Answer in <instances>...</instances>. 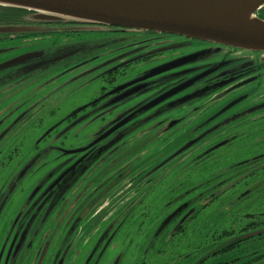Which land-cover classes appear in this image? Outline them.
<instances>
[{
  "label": "flooded vegetation",
  "instance_id": "af4514ba",
  "mask_svg": "<svg viewBox=\"0 0 264 264\" xmlns=\"http://www.w3.org/2000/svg\"><path fill=\"white\" fill-rule=\"evenodd\" d=\"M256 16L264 20V6ZM14 24L6 26H48L32 15ZM102 32L122 44L113 56L102 58L88 46L56 53L63 45L54 42L53 49L0 70V264H124L123 245L146 222L141 219L145 215L138 214L137 182L158 187L175 171L185 170L172 167L169 175L158 177L167 160L157 169L139 171L135 154L129 153L138 141L152 136L166 140L198 122L204 140L213 143L189 159L190 174L223 142L227 144L221 148L229 147L245 134L264 140V53L168 34ZM43 36L1 35L0 44H29ZM12 49L0 50V66L26 55L4 57ZM90 66L100 70L91 84L102 81L106 86L62 113L61 105L87 87L80 82ZM163 66L167 71L153 76ZM56 67V73L46 75ZM147 76L153 77L119 90ZM98 122V132L79 135L81 127ZM260 170L264 156L205 182L189 177L194 185L186 190L181 178L173 179L168 212L151 219L143 231V252L174 240L187 225L196 226L202 212L216 202L220 210L235 209L239 200L264 188V179L246 182ZM240 184L249 192L232 197L231 190ZM255 216L243 215L251 221L236 227L235 214L232 226L212 237L214 243L219 241L216 249L190 264H264V234L249 237L264 230V213Z\"/></svg>",
  "mask_w": 264,
  "mask_h": 264
},
{
  "label": "rangeland",
  "instance_id": "374dc122",
  "mask_svg": "<svg viewBox=\"0 0 264 264\" xmlns=\"http://www.w3.org/2000/svg\"><path fill=\"white\" fill-rule=\"evenodd\" d=\"M62 27L64 28L63 31H65V33H52L51 35L37 37L36 40L31 41L29 44L13 43L16 45H12L5 42V44H0V50H4L7 47H14L16 49H12V51L10 50L9 52L5 53L4 57H6L10 55L22 53L28 54L30 52L53 49L54 42H57L56 45L60 46L64 44L70 45L77 42L81 43L96 41V39H103L101 40L103 42L99 44L100 47L98 48V51L102 58H107L116 54L117 50L122 47L120 42L114 43L113 39L106 40L109 37L105 38L106 34L100 31V29L71 24H64ZM114 36L116 37V35H113L111 38ZM73 37H76L74 38L76 40L72 39ZM79 38L84 39L81 40ZM96 68L97 67L93 66L89 67L87 71H90V73L86 76L83 83L80 82L82 86L84 84V86L87 87L80 92L79 89L76 90L79 93L75 92V95L71 100H68V102L61 105L60 111L62 113H64L66 110L69 111L71 108L76 107L79 103L85 102V100L96 96L101 91V89L106 86V84L102 81H97L91 84L92 81L97 79V75L100 72V70L98 71ZM94 69L95 71H93ZM142 69L143 68H139L137 71H130L127 75V78H132ZM56 71H58V67L49 70L46 75H52L53 73H56ZM87 83L91 85H86ZM12 100L16 99L14 98ZM58 101H61V98H59ZM99 125H101L100 122L81 127L80 129H83V131L79 135H82L84 132L89 136H92L94 133L98 132ZM252 131H255V129L251 130V132ZM202 133L203 129L201 127L198 128V122L189 126L186 125L185 128H180V131L177 135H169L166 140H162L161 137L153 138L152 136V139L148 137L149 139L147 138L138 141L136 146L130 150L129 153L135 154L136 165L134 166H137L139 171H148L149 169L153 168L157 169L158 166H161L167 162V160L174 156L179 150L184 148L192 141L198 139ZM259 138L260 137L258 134H254L252 136L245 134L241 138L235 140L229 147L220 148L215 152L210 160L206 161L204 164H201L195 172L189 174L190 171L187 170L190 161L189 159L196 155L199 150L209 146L211 142L213 143V141L208 140V138L197 143L186 152L169 161L163 169L161 168L159 171L157 170L158 177H162V174L164 173V176H166L169 171L171 172L173 168L175 169L178 166H181L180 168L184 167V173H181V169L179 170L180 172L175 171L167 178V180H165L162 185H159L158 187L156 186V183L146 185L145 183L137 182V189L135 190V193L138 198L137 207L138 209L140 208L138 210V214L140 215L143 213L145 216L141 219L146 220V222L143 225V229H141L142 231L139 234L137 233L134 235L131 242L125 243L123 245L122 253L124 254V264H135L136 262H143L144 264L193 263L206 252L214 251L216 249L215 244H217L219 241L214 243L212 241V237L215 236L217 230H223L231 227L232 223L234 222L233 216L235 214L239 215L237 218L239 223L236 224V227L239 225H246L251 221V218H243V215H256L254 217L256 219L258 218L259 214H263L264 188L258 192L249 194L246 199L244 198L243 200H239L236 208L230 211L224 207L220 210L221 206L218 202L214 203L212 206L210 205V207L202 212L198 219L199 222L196 226L192 227V225H187L185 232L177 236L174 240H166V244L164 242L163 246H155L150 251L146 250L147 253L143 252V247L145 245V242L142 241L143 231L145 228H147V223L149 224L151 219H160L168 212L169 207L167 204L169 203L170 198L167 197V195L171 191L170 183L173 179L181 178L180 180H182L184 183V189H188V184L194 185L192 182V184L189 183V177H191L192 180L196 179L205 182L206 180H210L216 175L220 174L221 171L227 170L234 165L240 164L246 160H250L258 156H264V140ZM260 179H264V170H260L256 176L247 178L246 182L251 184ZM245 190V186L240 184L236 186L235 190H231L230 195L232 192H234L232 197H237ZM247 192H244L243 194H247ZM148 237H151L150 233L148 234ZM144 254L146 255L144 256Z\"/></svg>",
  "mask_w": 264,
  "mask_h": 264
},
{
  "label": "water",
  "instance_id": "95a60500",
  "mask_svg": "<svg viewBox=\"0 0 264 264\" xmlns=\"http://www.w3.org/2000/svg\"><path fill=\"white\" fill-rule=\"evenodd\" d=\"M263 6L264 0H0V7L27 10L33 13L32 19L34 21L48 25L47 27H0V36L26 33L29 35L65 33L62 25L71 24L92 27L100 29V31L128 29L175 35L238 50L264 53V20L256 16V12ZM245 15L250 16L251 22L243 20ZM101 40L103 39L63 45L58 47L55 52L61 53L67 48L78 46L93 47L98 51L99 44L103 42ZM46 51H35L23 55L1 65L0 70L16 67L20 65V62H25ZM167 69L164 66L160 67L153 76L167 71ZM153 76L133 81L119 88V90ZM190 86L192 85L190 84ZM116 91L118 89L111 94ZM158 103L160 102L156 104ZM229 109L223 110L222 113ZM204 138L205 134L179 150L168 161L202 142ZM226 144L227 142H223L211 151H215ZM261 234H264V230L249 237Z\"/></svg>",
  "mask_w": 264,
  "mask_h": 264
},
{
  "label": "trees",
  "instance_id": "16d2710c",
  "mask_svg": "<svg viewBox=\"0 0 264 264\" xmlns=\"http://www.w3.org/2000/svg\"><path fill=\"white\" fill-rule=\"evenodd\" d=\"M30 15H33V13L27 10L0 7V26L15 25L14 23H17V24L23 23L24 18H27ZM25 22L26 21H24V23ZM51 34L52 33L37 34V35H51Z\"/></svg>",
  "mask_w": 264,
  "mask_h": 264
},
{
  "label": "bare ground",
  "instance_id": "6f19581e",
  "mask_svg": "<svg viewBox=\"0 0 264 264\" xmlns=\"http://www.w3.org/2000/svg\"><path fill=\"white\" fill-rule=\"evenodd\" d=\"M243 20L246 21V22H251V19H250L249 15H245Z\"/></svg>",
  "mask_w": 264,
  "mask_h": 264
}]
</instances>
